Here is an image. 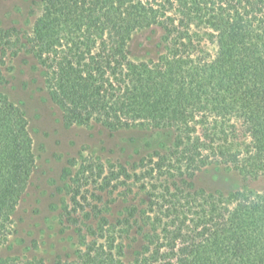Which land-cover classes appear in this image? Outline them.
<instances>
[{
    "label": "trees",
    "instance_id": "obj_1",
    "mask_svg": "<svg viewBox=\"0 0 264 264\" xmlns=\"http://www.w3.org/2000/svg\"><path fill=\"white\" fill-rule=\"evenodd\" d=\"M151 27L158 53L133 58V34ZM21 50L64 123L151 126L168 141L131 166L69 173L71 254L0 264H264V187L250 186L264 180V0H40L28 32L0 29L1 79ZM33 163L27 118L0 93V243ZM210 165L240 186L197 185Z\"/></svg>",
    "mask_w": 264,
    "mask_h": 264
},
{
    "label": "rangeland",
    "instance_id": "obj_2",
    "mask_svg": "<svg viewBox=\"0 0 264 264\" xmlns=\"http://www.w3.org/2000/svg\"><path fill=\"white\" fill-rule=\"evenodd\" d=\"M39 9L40 0H0V29L8 28L21 35L28 32ZM159 33L155 27L136 31L129 42L131 56L150 58L157 54ZM1 69L0 93L19 105L27 118L34 163L26 188L12 212V229L0 243V258L51 259L69 255L76 247L73 228L62 216L68 201L69 173L74 174L80 164L90 160L131 166L166 144L168 136L164 130L151 126L110 130L96 122L66 124L60 109L50 99L41 69L30 53L21 50L6 58ZM194 181L208 190L222 191L241 184L236 172L215 165L198 171ZM250 186L263 188L264 180L250 181ZM129 201L115 200L111 213L116 214ZM131 252L129 248L126 256L130 257Z\"/></svg>",
    "mask_w": 264,
    "mask_h": 264
}]
</instances>
